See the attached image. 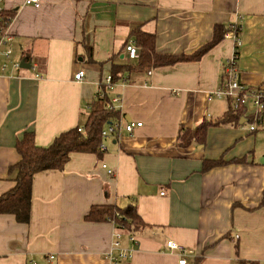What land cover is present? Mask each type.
Masks as SVG:
<instances>
[{
  "label": "crops",
  "instance_id": "1",
  "mask_svg": "<svg viewBox=\"0 0 264 264\" xmlns=\"http://www.w3.org/2000/svg\"><path fill=\"white\" fill-rule=\"evenodd\" d=\"M2 7L13 13L14 54L30 55L36 70L8 67L0 75V195L14 184L16 141L33 131L36 145L47 146L80 124L112 62L128 60L135 27L154 33L157 52L189 55L211 40L215 25L239 24V80L264 92V0H41L38 7L3 0ZM228 32L198 59L106 87L119 98L117 118L141 126L106 138L100 155L72 153L62 170L34 174L29 221L0 213V264H108L114 223L84 219L103 204H134L145 224L121 233L130 251L121 264H179L168 240L187 249L185 264L264 263V125L250 131L242 117L209 127L204 145L177 144L180 127L228 110L215 95L234 53ZM79 70L82 80L74 78ZM204 159L224 163L204 169Z\"/></svg>",
  "mask_w": 264,
  "mask_h": 264
},
{
  "label": "trees",
  "instance_id": "2",
  "mask_svg": "<svg viewBox=\"0 0 264 264\" xmlns=\"http://www.w3.org/2000/svg\"><path fill=\"white\" fill-rule=\"evenodd\" d=\"M3 13L7 17L13 16L12 12L3 11ZM230 28V25L228 27L222 24L215 25L209 42L192 54L182 53L177 55L157 52L154 33L144 31L141 26L135 27L128 34L125 45L130 41L133 42L137 48V57L133 60L112 62L109 73L110 83L114 84L117 81L130 82V76L144 73L152 68L172 65L184 60L198 59L217 44ZM237 33L239 34L240 32ZM84 48L86 62L93 63L92 48L86 45H84ZM235 48H238L237 44H235ZM20 54H22L25 62L31 60L30 55ZM222 76L224 84L227 80V75L223 72ZM100 86L104 97H96L92 101L91 109L87 112L83 121L59 133L49 145H36L33 131H25L22 137L16 141L15 149L19 159L9 169L10 172L14 173V184L8 191L0 195V213L13 214L18 222L27 223L30 215L31 184L34 174L46 170H62L72 153H95L100 155L101 131L108 122L119 115L117 111L113 112L106 108L107 103L111 101V97L108 95L106 86L102 83ZM225 99L228 101V110L221 117L215 120L203 119L192 128L180 127L178 146L186 147L194 142L198 145H204L206 132L209 127L236 125L242 117L249 118L251 122L253 118H256V125H264V116L262 114L257 116L253 112H248L249 109L246 106L243 107V105L234 109L231 98L227 97ZM79 128L82 129L79 131ZM239 161L241 160L236 162ZM223 163L222 159H204L203 165L204 169H207ZM84 219L91 222L111 221L114 223L116 231L120 233L126 231L132 234L145 226L134 204H127L123 207H119L116 204L93 205L84 216ZM235 264L257 263L238 259Z\"/></svg>",
  "mask_w": 264,
  "mask_h": 264
},
{
  "label": "built area",
  "instance_id": "3",
  "mask_svg": "<svg viewBox=\"0 0 264 264\" xmlns=\"http://www.w3.org/2000/svg\"><path fill=\"white\" fill-rule=\"evenodd\" d=\"M2 1L0 0V75L4 74L5 71L8 69V67L11 68L13 71H19L21 69H24L21 67L20 62L21 60H24L22 57V54L19 53V55L14 54V43L12 39V35L8 32V25L11 20L10 16H4L3 11L4 8L2 7ZM41 0H24V3L27 5H32L35 7H38ZM230 30L227 34H230V31L232 32V36L235 40V44L239 47V34L237 32H240L241 27L239 24H233L230 26ZM125 52L126 57L129 60H133L137 57V48L133 44V42H128L125 45ZM30 67L32 71L36 70V64H34L31 60ZM223 72L227 75L226 82L220 87L215 95L218 98H231V103L234 109H237L240 105L246 106L248 109L249 107L253 108V114H262L264 116V92L260 88H251L248 86L243 85L239 80V67H238V48H235L234 45V53L233 55L226 61L225 67L223 69ZM150 73V71H148ZM37 76V73H35ZM74 78L76 80H82L83 79V71L79 70L77 73H75ZM106 87H109L111 85L110 83V76L108 75L104 81L102 82ZM97 98L104 97V93L101 89L98 90L96 94ZM119 101L118 97L111 98V101L107 103L106 108L116 112V103ZM255 117V116H254ZM245 119V118H244ZM256 118H253V121H250V127L249 130L253 131L256 129L258 125H256ZM246 121H249V118H246ZM141 126V122H134V121H123L122 118H115L108 122L105 127L101 131V138L102 142L99 145L100 150L103 152L106 150V146L104 144V140L108 138L109 136H119L122 131H125L127 133H132L133 130L136 127ZM82 128H79L80 131ZM102 167L106 168V165L103 164ZM108 174H112L111 169H107ZM163 194V192H161ZM121 233L116 231L114 234L111 248L106 253V257L108 259V264H121L123 260L128 259L130 257V251L124 249L121 244ZM166 246L170 250H175L178 252V254L181 256V258L178 260L179 264H185L186 259L185 256L187 255L188 251L187 249L177 242L173 240H168L166 242ZM264 264V263H262Z\"/></svg>",
  "mask_w": 264,
  "mask_h": 264
},
{
  "label": "water",
  "instance_id": "4",
  "mask_svg": "<svg viewBox=\"0 0 264 264\" xmlns=\"http://www.w3.org/2000/svg\"><path fill=\"white\" fill-rule=\"evenodd\" d=\"M20 65L24 69H29V67H30V63L29 62H25V60H21ZM260 162L264 163V157L260 160Z\"/></svg>",
  "mask_w": 264,
  "mask_h": 264
},
{
  "label": "bare ground",
  "instance_id": "5",
  "mask_svg": "<svg viewBox=\"0 0 264 264\" xmlns=\"http://www.w3.org/2000/svg\"><path fill=\"white\" fill-rule=\"evenodd\" d=\"M244 107V106H243ZM240 109H241V107H240Z\"/></svg>",
  "mask_w": 264,
  "mask_h": 264
}]
</instances>
